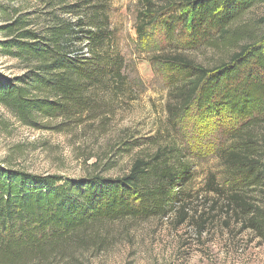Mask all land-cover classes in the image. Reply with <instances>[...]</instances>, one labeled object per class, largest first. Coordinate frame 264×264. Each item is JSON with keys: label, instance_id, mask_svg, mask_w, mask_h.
<instances>
[{"label": "trees", "instance_id": "obj_1", "mask_svg": "<svg viewBox=\"0 0 264 264\" xmlns=\"http://www.w3.org/2000/svg\"><path fill=\"white\" fill-rule=\"evenodd\" d=\"M262 4L138 0V40L147 44L159 29L168 42L155 59L167 74L166 124L147 138L120 133L113 153H136L122 178L36 175L0 161V264H91L86 253L108 250L107 234L120 223L173 216L184 225L199 189L194 155L177 134L192 109L231 120L222 129L221 169L201 190L264 244V18L255 28L244 21ZM112 5L0 0V57L16 60L20 70L0 74V106L18 123L63 133L97 122L107 131L116 105L134 88L116 47ZM198 49L218 57L200 63L190 56Z\"/></svg>", "mask_w": 264, "mask_h": 264}, {"label": "rangeland", "instance_id": "obj_2", "mask_svg": "<svg viewBox=\"0 0 264 264\" xmlns=\"http://www.w3.org/2000/svg\"><path fill=\"white\" fill-rule=\"evenodd\" d=\"M137 11L138 0H113L111 25L115 43L125 57L126 73L134 88L116 105L107 131H101L97 122L63 133L26 127L0 106V161L17 170L67 179L90 175L117 179L129 173L136 153L117 157L113 147L118 136L125 129L136 138L156 135L166 124L170 102L166 72L155 62L157 55L168 48L167 39L164 31L154 29L147 44L140 42ZM263 18L264 4L250 10L244 21L255 28ZM190 56L205 64L218 57L206 49H198ZM17 63L0 57V74L19 75ZM230 123L228 116L206 118L193 109L182 118L177 139L194 155V184L199 189L187 209L189 220L184 225H177L173 216L120 223L107 234L112 239L108 250L86 253V260L91 264H264V244L225 217L220 205L215 209L213 195L201 190L207 177L221 169L218 152L223 146L222 129Z\"/></svg>", "mask_w": 264, "mask_h": 264}]
</instances>
